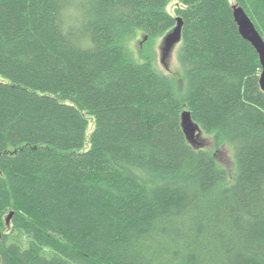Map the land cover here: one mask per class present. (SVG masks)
<instances>
[{"label": "trees", "instance_id": "obj_1", "mask_svg": "<svg viewBox=\"0 0 264 264\" xmlns=\"http://www.w3.org/2000/svg\"><path fill=\"white\" fill-rule=\"evenodd\" d=\"M233 5L264 40V0H0V264H264L261 65ZM178 17L182 89L127 47Z\"/></svg>", "mask_w": 264, "mask_h": 264}, {"label": "rangeland", "instance_id": "obj_2", "mask_svg": "<svg viewBox=\"0 0 264 264\" xmlns=\"http://www.w3.org/2000/svg\"><path fill=\"white\" fill-rule=\"evenodd\" d=\"M176 6V2H171L167 10L173 14V10ZM165 36L153 39L150 42H146L147 38L139 32L134 39H132L127 46L132 53L133 59L136 62L142 61V55L150 56L153 67L156 72L160 74L168 75L169 78L174 82V85L182 89L183 86V73L178 60L179 43H176L166 59L162 62L161 45ZM144 51V52H143ZM88 127L86 131L85 145L80 151L87 150L90 148L89 135L92 132L95 124L92 117L87 116ZM193 146L203 148L214 154L217 162L224 167L227 173V185L231 184L234 177V167L232 153L229 147L224 145L215 151L214 143L209 135H206L202 131L196 132L192 141Z\"/></svg>", "mask_w": 264, "mask_h": 264}, {"label": "water", "instance_id": "obj_3", "mask_svg": "<svg viewBox=\"0 0 264 264\" xmlns=\"http://www.w3.org/2000/svg\"><path fill=\"white\" fill-rule=\"evenodd\" d=\"M233 17L237 24L239 33L241 36L248 41L251 46L256 51L259 62L261 65V74L259 78V84L262 91H264V40L261 37L260 33L255 28V25L246 14V12L238 5L232 6ZM181 29H182V20L181 18H177V24L168 32L162 42L161 45V54H162V62L166 59L173 46L178 43L181 39ZM181 127L189 140L192 143L194 139V135L196 132H199L200 129L196 123L191 119L190 113L188 111H184L181 114ZM12 217V213L6 219V224H9L10 218Z\"/></svg>", "mask_w": 264, "mask_h": 264}]
</instances>
